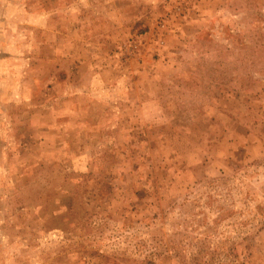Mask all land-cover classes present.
<instances>
[{"label":"rangeland","instance_id":"1","mask_svg":"<svg viewBox=\"0 0 264 264\" xmlns=\"http://www.w3.org/2000/svg\"><path fill=\"white\" fill-rule=\"evenodd\" d=\"M0 264H264V0H0Z\"/></svg>","mask_w":264,"mask_h":264}]
</instances>
